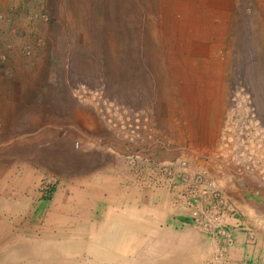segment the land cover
I'll return each mask as SVG.
<instances>
[{
	"label": "crops",
	"instance_id": "1",
	"mask_svg": "<svg viewBox=\"0 0 264 264\" xmlns=\"http://www.w3.org/2000/svg\"><path fill=\"white\" fill-rule=\"evenodd\" d=\"M37 1L0 0V264H264V191L224 180L213 159L235 207L226 218L234 244L214 262L222 241L193 226L183 197L136 179L126 155L142 143L74 101L67 56L53 54L44 26L16 9ZM169 99L162 145L150 153L168 159L188 146L190 168L206 164L207 147L195 137L186 144L187 128L171 122L178 110ZM45 171L61 182L43 220Z\"/></svg>",
	"mask_w": 264,
	"mask_h": 264
},
{
	"label": "rangeland",
	"instance_id": "2",
	"mask_svg": "<svg viewBox=\"0 0 264 264\" xmlns=\"http://www.w3.org/2000/svg\"><path fill=\"white\" fill-rule=\"evenodd\" d=\"M33 6L15 7L44 26L43 43L53 54L67 56L76 71L75 102L102 116L100 91L147 109L140 119L143 145L147 137L162 141L174 96L171 122L187 128L186 144L195 137L207 147V163L197 168L212 174L214 159L224 180L242 179L264 191V0H38ZM5 54L0 51V60ZM241 144L254 166L239 158ZM51 177L55 191L61 181ZM41 195L44 220L53 195Z\"/></svg>",
	"mask_w": 264,
	"mask_h": 264
},
{
	"label": "built area",
	"instance_id": "3",
	"mask_svg": "<svg viewBox=\"0 0 264 264\" xmlns=\"http://www.w3.org/2000/svg\"><path fill=\"white\" fill-rule=\"evenodd\" d=\"M95 94L97 99L101 101L100 112L114 133L126 141L138 143L143 138L139 130L141 126L140 119L143 115L147 116L148 110L131 107L108 99L100 91ZM93 97L95 98V95ZM147 140H145L146 144L126 155L136 179L140 183L149 182L151 185L155 184L158 187H169L171 192L183 197L182 205L188 207L190 211L189 218L193 226L202 233L217 236L221 239L222 245L215 255L214 262L219 259L223 260L227 248L234 244V238L227 226L226 218L234 214L235 207L229 204V198L226 196L223 186L217 180L218 177L215 176V172L211 174L207 169L190 168L187 156L189 150L186 148H180L183 153H178L174 157L157 159L155 155L150 153L148 148L154 144L162 143V141H155L149 137H147ZM78 146L79 140H75L74 147ZM246 149V146L242 145L241 148L235 151L238 152L239 158L245 156L247 164L254 166L247 158L248 152ZM176 178L179 180L177 181ZM52 179L51 176L41 179L39 186L44 195L51 192Z\"/></svg>",
	"mask_w": 264,
	"mask_h": 264
},
{
	"label": "bare ground",
	"instance_id": "4",
	"mask_svg": "<svg viewBox=\"0 0 264 264\" xmlns=\"http://www.w3.org/2000/svg\"><path fill=\"white\" fill-rule=\"evenodd\" d=\"M117 136V135H116Z\"/></svg>",
	"mask_w": 264,
	"mask_h": 264
}]
</instances>
